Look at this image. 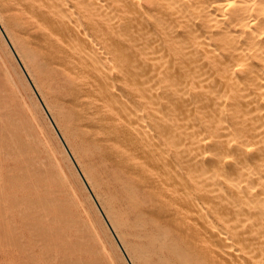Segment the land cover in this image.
Instances as JSON below:
<instances>
[{
    "label": "bare ground",
    "instance_id": "bare-ground-1",
    "mask_svg": "<svg viewBox=\"0 0 264 264\" xmlns=\"http://www.w3.org/2000/svg\"><path fill=\"white\" fill-rule=\"evenodd\" d=\"M0 24L123 261L264 264V0H0Z\"/></svg>",
    "mask_w": 264,
    "mask_h": 264
},
{
    "label": "rangeland",
    "instance_id": "rangeland-1",
    "mask_svg": "<svg viewBox=\"0 0 264 264\" xmlns=\"http://www.w3.org/2000/svg\"><path fill=\"white\" fill-rule=\"evenodd\" d=\"M0 39V128L14 127L12 119L23 121L28 127L27 132L18 130L23 142L5 138L10 142L8 149L0 144V264H128L123 261L113 232L103 227V223L107 226L104 218L70 161L57 130L28 81H24L9 47ZM50 200L58 204L59 210L50 205ZM206 206L210 207L207 203ZM205 210L210 220H219L214 208ZM238 246L244 253L250 250Z\"/></svg>",
    "mask_w": 264,
    "mask_h": 264
},
{
    "label": "water",
    "instance_id": "water-1",
    "mask_svg": "<svg viewBox=\"0 0 264 264\" xmlns=\"http://www.w3.org/2000/svg\"><path fill=\"white\" fill-rule=\"evenodd\" d=\"M0 28H1V30H2V32L4 33V35H5V37H6V39H7V41H8V43H9V45L11 46V48H12V50H13V53L15 54V56L17 57V59L19 60V58H18V56H17V54H16V52H15V50L13 49V47H12V45H11V43H10V41H9V39H8V37H7V35L5 34V32H4V30H3V28H2V26H1V24H0ZM19 62H20V60H19ZM21 63V62H20ZM22 65V64H21ZM26 72V71H25ZM30 80V79H29ZM30 82H31V85L33 86V88L35 89V87H34V85H33V83H32V81L30 80ZM36 91V90H35ZM37 93V92H36ZM37 96L39 97V99H40V101H41V103L43 104V102H42V100H41V98H40V96H39V94L37 93ZM43 107L45 108V106H44V104H43ZM45 110H46V112H47V109L45 108ZM47 114H48V112H47ZM49 115V114H48ZM50 117V116H49ZM52 121V120H51ZM53 125L55 126V124L53 123ZM55 128H56V126H55ZM56 130H57V132H58V134H59V136H60V138H61V140L63 141V143L65 144V142H64V140H63V138H62V136H61V134H60V132L58 131V129L56 128ZM66 146V145H65ZM75 165L77 166V164H76V162H75ZM77 168H78V166H77ZM79 169V168H78ZM79 172L81 173V171L79 170ZM81 176H82V178L84 179V181H85V183H86V185H87V187L89 188V190H90V192H91V194H92V196H93V198L95 199V201H96V203H97V205H98V207H99V209H100V211L102 212V214H103V216H104V218H105V220L107 221V218L105 217V214L103 213V210H102V208H101V206L99 205V203L97 202V200H96V198H95V196H94V194H93V192L91 191V189H90V187H89V185L87 184V182H86V180H85V178L83 177V175H82V173H81ZM107 223H108V221H107ZM109 224V223H108ZM109 227L111 228V226L109 225ZM111 231L113 232V230H112V228H111ZM113 234L115 235V233L113 232ZM115 238L117 239V236L115 235ZM117 241H118V239H117ZM118 243H119V245H120V247H121V249L123 250V247L121 246V244H120V242L118 241ZM123 252H124V250H123ZM125 256H126V254H125ZM127 257V256H126ZM127 259H128V257H127ZM128 261H129V259H128ZM129 263H130V261H129Z\"/></svg>",
    "mask_w": 264,
    "mask_h": 264
}]
</instances>
